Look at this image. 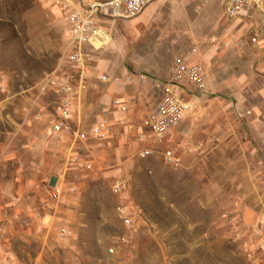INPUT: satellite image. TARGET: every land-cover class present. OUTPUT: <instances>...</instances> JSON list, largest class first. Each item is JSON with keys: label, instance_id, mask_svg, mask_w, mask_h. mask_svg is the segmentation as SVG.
I'll return each instance as SVG.
<instances>
[{"label": "rangeland", "instance_id": "rangeland-1", "mask_svg": "<svg viewBox=\"0 0 264 264\" xmlns=\"http://www.w3.org/2000/svg\"><path fill=\"white\" fill-rule=\"evenodd\" d=\"M61 1L0 0V98L9 99L0 117L10 126L31 107L56 114L60 96L46 81L74 75ZM72 1L101 5L77 106L115 85L126 109L134 91L149 100L127 122L142 134L132 149L78 171L73 227L41 264H264V60L246 53L264 49V6L228 19L227 0H154L121 19L105 14L110 0ZM176 64H198L203 88L185 92L190 111L157 141L148 114Z\"/></svg>", "mask_w": 264, "mask_h": 264}, {"label": "crops", "instance_id": "crops-1", "mask_svg": "<svg viewBox=\"0 0 264 264\" xmlns=\"http://www.w3.org/2000/svg\"><path fill=\"white\" fill-rule=\"evenodd\" d=\"M153 9L154 6L147 8L143 18ZM246 53L254 56L253 65L264 60L263 48H248ZM124 91L123 87L115 85L98 99L97 96L88 99L84 96V105L73 106L70 121H65L69 130L56 133L51 132L50 125L60 120L59 109L54 114L44 106L31 107L26 113L20 112L21 120L15 126L8 124L5 113L1 115L0 264H41L45 261L55 240L58 242L55 235L62 242L60 231L68 234L73 227L75 203L81 187L78 171L98 165L112 149L129 152L135 145L142 135L141 130L139 134L132 131L127 122L134 120L135 110L144 112L149 95L134 91L133 97H124L134 107L125 111L110 108L113 96L124 94ZM8 100V97L0 98V107ZM77 132L84 134L85 139L72 145ZM104 145L112 147L101 148ZM69 155L76 157L75 164H68ZM54 187L61 191L56 200L52 198ZM70 187L74 191H70Z\"/></svg>", "mask_w": 264, "mask_h": 264}, {"label": "built area", "instance_id": "built-area-1", "mask_svg": "<svg viewBox=\"0 0 264 264\" xmlns=\"http://www.w3.org/2000/svg\"><path fill=\"white\" fill-rule=\"evenodd\" d=\"M154 0H110L104 4L106 15L110 18L131 19L139 15L142 10ZM61 9L66 17V23L70 35V40L65 52V62L74 71V75L59 78L56 74L50 76L46 81V86L54 89L60 96V118L52 124V133L67 129L65 121L72 117L73 106L77 107L76 101L80 99V93L90 88L88 84V71L86 65L85 48L91 44L95 37L96 17L101 9V5L93 3L91 5H75L72 0H62ZM251 6L260 8L264 6V0H227L225 15L228 19L244 17ZM100 82H106L105 75L98 77ZM203 88L201 67L196 64L187 66L176 64L170 68L167 79L161 84L160 98L151 107L148 114V127L153 137L157 141H162L170 130L190 111V101L185 99V92L189 88ZM74 104V105H73ZM110 108L119 111L126 110V103L113 99ZM85 139V135L75 133L72 145H77ZM142 157L152 154L151 149L141 151ZM164 158L174 162L169 152H165ZM76 157L69 155L67 162L75 164ZM61 191L53 188L52 198L60 197ZM66 232L60 231L64 237Z\"/></svg>", "mask_w": 264, "mask_h": 264}]
</instances>
